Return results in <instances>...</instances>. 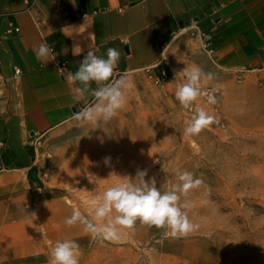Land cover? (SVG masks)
<instances>
[{
    "label": "crops",
    "instance_id": "crops-1",
    "mask_svg": "<svg viewBox=\"0 0 264 264\" xmlns=\"http://www.w3.org/2000/svg\"><path fill=\"white\" fill-rule=\"evenodd\" d=\"M190 23L198 30L172 40ZM9 27L19 31L5 34ZM200 33L209 36L210 52L200 46ZM45 40L57 53L46 64L34 53ZM90 44L98 56L108 48L121 53L113 78L126 76L132 84L116 114L122 118L143 69L155 65L164 47L175 79L193 66L212 74L201 78L205 85L222 84L225 73L264 72V0H0V264H50L52 246L64 239L79 245L80 264H214L207 251L181 252L168 240L162 252L126 251L123 232L114 251L113 240L98 242L83 223L67 225L74 208L64 192L42 187L36 143L75 121L73 113L84 106L69 77ZM76 45L79 55L72 52ZM56 60L66 61L65 71ZM157 88L168 96L177 87L171 79ZM126 175L120 171L115 179Z\"/></svg>",
    "mask_w": 264,
    "mask_h": 264
},
{
    "label": "rangeland",
    "instance_id": "rangeland-1",
    "mask_svg": "<svg viewBox=\"0 0 264 264\" xmlns=\"http://www.w3.org/2000/svg\"><path fill=\"white\" fill-rule=\"evenodd\" d=\"M183 77L168 80L177 87ZM141 79L122 118L75 120L36 143L42 187L64 192L65 202L92 220L88 202L119 181L120 171L133 179L138 169H147L145 179L153 178L161 191L179 185V173L190 172L202 183L178 195L189 205L183 210L195 229L173 237L137 220L120 230L128 236L122 241L126 251L162 252L168 240L181 252L207 251L214 264H264V72L225 73L218 86L202 84L218 90L217 103L208 105L200 96L190 109L174 91L164 95L145 74ZM196 107L215 123L187 135ZM120 238L112 241L114 251Z\"/></svg>",
    "mask_w": 264,
    "mask_h": 264
},
{
    "label": "clouds",
    "instance_id": "clouds-1",
    "mask_svg": "<svg viewBox=\"0 0 264 264\" xmlns=\"http://www.w3.org/2000/svg\"><path fill=\"white\" fill-rule=\"evenodd\" d=\"M189 30H198L196 24L190 23L187 27L175 31L172 40L179 39ZM72 33L64 35L71 36ZM90 37L92 40L91 35ZM91 44L77 70L69 77V82L78 85L73 90L74 99L76 103L83 101L84 105L78 112L73 113V118L98 124L100 121H109L124 107L125 91L131 89L132 84L126 76L113 79L120 60L119 50L108 48L105 55L98 56ZM72 52L79 55L82 48L76 45ZM34 53L44 64L57 55L47 40L35 48ZM183 75L185 82L177 86L175 98L185 109H190L200 96H206L208 105L217 103L216 90L205 91L201 83L202 77L211 80V73L204 74L200 67L193 66L184 69ZM93 83L97 85L94 89L91 87ZM213 123H215L213 115L204 108L196 107L185 133L196 135ZM110 159L105 157V164H108ZM146 176L147 169H138L135 176H130L133 179H122L112 183L88 202L87 207L91 209L92 220L82 215L78 208H74L65 223L69 226L77 222L83 223L86 231L105 240H119L120 230L133 228L137 220L148 227L170 230L173 237L186 236L192 232L196 226L190 222L183 210L189 205L180 203L178 192L187 193L189 189L198 187L202 181L194 179L192 173L185 171L178 175L181 182L179 185L161 191L155 180L153 178L146 180ZM50 264H80L79 245L72 239L57 240L50 251Z\"/></svg>",
    "mask_w": 264,
    "mask_h": 264
},
{
    "label": "built area",
    "instance_id": "built-area-1",
    "mask_svg": "<svg viewBox=\"0 0 264 264\" xmlns=\"http://www.w3.org/2000/svg\"><path fill=\"white\" fill-rule=\"evenodd\" d=\"M17 31H19L18 27H9L5 30V34H9L11 32H17ZM199 38H200V46L203 49L208 50L210 52V49L208 48L209 36L206 35L205 33H200ZM164 50L161 53L159 60L155 63V65H157L156 67L150 66L143 69V72L147 80L155 87L163 86L170 77L175 78L170 71L169 63L164 54ZM56 65L59 67L61 72L66 70V65H67L66 61L56 60ZM15 72L16 74H18L19 70L16 69ZM175 80H178V78H176ZM184 82H185V78L183 77L181 82L178 81V85ZM202 87L205 91H210L212 89H215L216 90L215 95L217 96L218 90L216 88H212L204 85H202ZM201 98H204L205 100L207 99L206 96H201Z\"/></svg>",
    "mask_w": 264,
    "mask_h": 264
}]
</instances>
